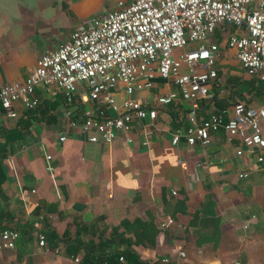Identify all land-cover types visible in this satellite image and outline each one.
Returning <instances> with one entry per match:
<instances>
[{
	"label": "crops",
	"instance_id": "1",
	"mask_svg": "<svg viewBox=\"0 0 264 264\" xmlns=\"http://www.w3.org/2000/svg\"><path fill=\"white\" fill-rule=\"evenodd\" d=\"M132 1L0 0V87L23 80L37 58L66 41L79 23ZM219 30L225 35L217 42L216 70L224 83L217 78L211 85V99L188 103L178 95L157 108L153 122L133 121L110 144L88 143L71 125L101 107L84 88L67 103L60 92L39 86L32 110L19 102L10 113L0 107V234H17L12 249L0 238V264H264V150L261 164L235 157L237 143L226 142L222 132L206 147H188L182 138L170 144L186 128L191 107L204 118L236 101L264 104V83L242 71L226 47L227 26ZM174 90L156 77L149 91L132 98ZM122 97L117 92L116 103ZM143 129L151 132L145 147ZM167 219L173 224L161 227ZM137 222L157 229L153 246L133 245ZM38 235L47 251L37 245Z\"/></svg>",
	"mask_w": 264,
	"mask_h": 264
},
{
	"label": "built area",
	"instance_id": "2",
	"mask_svg": "<svg viewBox=\"0 0 264 264\" xmlns=\"http://www.w3.org/2000/svg\"><path fill=\"white\" fill-rule=\"evenodd\" d=\"M223 26L232 27L226 47L242 71L264 83V0H133L79 23L66 41L37 58L23 80L3 84L0 107L10 113L11 104L19 102L32 110L38 104L34 90L39 86L60 92L67 103L79 87L84 88L88 100L101 107L91 108L71 125H77L88 143L110 144L118 133L128 132L133 121L153 122L157 108L169 106L178 95L188 103L211 99L220 53L217 43L209 40ZM156 77L176 91L145 101L132 98L149 91ZM117 92L123 95L120 103L115 101ZM193 108L188 111L186 128L172 135V146L182 138L188 147H206L212 135L222 132L226 142L237 143L235 157L263 162L264 104L252 108L236 101L228 110L204 118H197ZM150 136L149 130H142L141 146L148 145ZM58 140L64 141L65 135ZM125 141L130 143L129 138ZM46 170L52 167L47 165ZM172 224L167 219L161 227ZM0 238L4 248L12 249L17 234L4 230ZM37 245L47 251L42 235L37 236ZM176 255L185 257L182 251Z\"/></svg>",
	"mask_w": 264,
	"mask_h": 264
},
{
	"label": "trees",
	"instance_id": "3",
	"mask_svg": "<svg viewBox=\"0 0 264 264\" xmlns=\"http://www.w3.org/2000/svg\"><path fill=\"white\" fill-rule=\"evenodd\" d=\"M227 28H228L229 32L232 31V27H227ZM220 39H221V37L219 35H217L216 40H215L216 43L218 41H220ZM219 75H220V71L217 70V76H218L217 78L218 79L220 78L221 81H223ZM223 83H224V81H223ZM217 86L219 87L220 85H217ZM217 91H218V88L215 87L214 92L216 93ZM135 227L136 228H134V231L136 230L135 231L136 235H134L135 237H134L133 245H150V246H153L154 238H155V235L157 234V229H155L151 223H139V222H137V223H135ZM129 259H131V256H129ZM94 261L95 260L87 261L86 264H91V263L97 262V261L96 262H94Z\"/></svg>",
	"mask_w": 264,
	"mask_h": 264
},
{
	"label": "rangeland",
	"instance_id": "4",
	"mask_svg": "<svg viewBox=\"0 0 264 264\" xmlns=\"http://www.w3.org/2000/svg\"><path fill=\"white\" fill-rule=\"evenodd\" d=\"M227 32H228V31H227ZM219 34H220V37H223V38H224V35H225V34H224L222 31L220 32L219 28H217V29H216V33L214 34V36L216 37V35H219ZM226 34H227V33H226Z\"/></svg>",
	"mask_w": 264,
	"mask_h": 264
}]
</instances>
